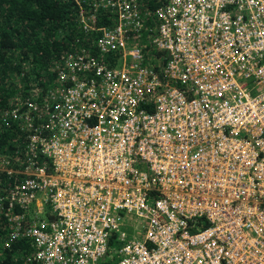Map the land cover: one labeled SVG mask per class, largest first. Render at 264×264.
I'll use <instances>...</instances> for the list:
<instances>
[{
    "label": "built area",
    "instance_id": "built-area-1",
    "mask_svg": "<svg viewBox=\"0 0 264 264\" xmlns=\"http://www.w3.org/2000/svg\"><path fill=\"white\" fill-rule=\"evenodd\" d=\"M77 2L0 155L29 264H264V0Z\"/></svg>",
    "mask_w": 264,
    "mask_h": 264
},
{
    "label": "trees",
    "instance_id": "trees-1",
    "mask_svg": "<svg viewBox=\"0 0 264 264\" xmlns=\"http://www.w3.org/2000/svg\"><path fill=\"white\" fill-rule=\"evenodd\" d=\"M78 6L77 0H0V155L13 154L24 135L14 104L50 84L59 57L84 43ZM9 183L0 172V195ZM12 229L0 209V264H29L33 246L12 238Z\"/></svg>",
    "mask_w": 264,
    "mask_h": 264
}]
</instances>
